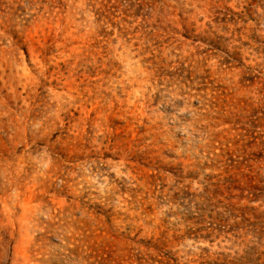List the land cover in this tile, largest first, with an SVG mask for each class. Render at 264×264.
<instances>
[{"label": "rangeland", "instance_id": "374dc122", "mask_svg": "<svg viewBox=\"0 0 264 264\" xmlns=\"http://www.w3.org/2000/svg\"><path fill=\"white\" fill-rule=\"evenodd\" d=\"M0 264H264V0H0Z\"/></svg>", "mask_w": 264, "mask_h": 264}]
</instances>
